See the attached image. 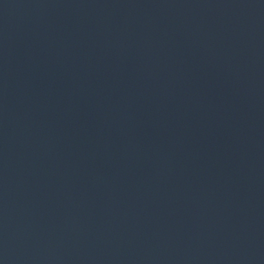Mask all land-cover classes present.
Masks as SVG:
<instances>
[{
  "label": "water",
  "instance_id": "1",
  "mask_svg": "<svg viewBox=\"0 0 264 264\" xmlns=\"http://www.w3.org/2000/svg\"><path fill=\"white\" fill-rule=\"evenodd\" d=\"M0 264H264V0H0Z\"/></svg>",
  "mask_w": 264,
  "mask_h": 264
}]
</instances>
